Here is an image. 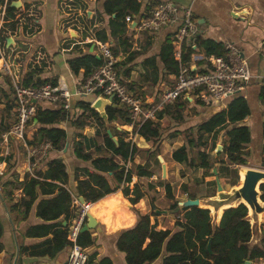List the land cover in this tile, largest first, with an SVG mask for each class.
Here are the masks:
<instances>
[{
  "label": "trees",
  "instance_id": "16d2710c",
  "mask_svg": "<svg viewBox=\"0 0 264 264\" xmlns=\"http://www.w3.org/2000/svg\"><path fill=\"white\" fill-rule=\"evenodd\" d=\"M12 1L14 0H0V5L4 6L0 28L2 44L6 41L7 32L12 33L16 29L19 19L28 7V4H24L22 8H17L11 5ZM139 9L138 0H104L102 10L109 17L110 32L107 34L105 29L98 30L95 32V39L108 42L109 36L119 35V42L124 45V50H129L131 43L125 34V17L137 14ZM196 45L207 55L224 53L223 45L212 40L199 38ZM172 49L173 45L168 36L161 45L158 56L145 59L143 63L156 65L157 68V61H159L167 74H176L178 62L173 58ZM111 50L117 56L118 49L113 47ZM193 51L191 47L184 46L182 61L188 62ZM138 54V52L130 53L123 63L131 62ZM101 63L102 59L93 54H84L68 60L70 70L78 73L79 69L83 68L84 76ZM132 67L120 73L121 78L131 88L134 83L129 84L126 79ZM34 70L25 73L22 85H39L48 82L35 79ZM150 77L153 76L147 71L142 75L143 81H148ZM155 80L156 76L153 81ZM49 83L56 86L54 81ZM2 95L9 103V95L0 89V96ZM136 95L139 96L137 93ZM260 98L264 103V83L260 90ZM91 101V97H78L75 106L81 112L71 121L72 126L79 130L72 135L73 155L77 161L84 162L81 167L74 168L75 191L77 197L82 196L85 201L92 203L88 206V210L104 222L109 230L113 231L130 225L132 219L126 217L120 210L115 215L114 221H110L113 205L101 199L105 195L120 189L130 204L135 205L143 198L146 189H155L158 186L164 188L168 199H173L172 188L168 183H148L146 189H143L139 182H135L132 188L130 184L133 176L138 179L152 177L154 167L161 165L162 157L157 146L160 138L159 120L168 116L177 122H182L188 101L179 98L173 104L157 112V121L147 120L139 127H134V132L146 141L152 142V148H139L130 140H125L127 132L117 126L107 128L98 112L91 108ZM106 114L109 123L119 121L120 124H129V118L126 117L127 112L122 108L107 106ZM248 115V103L238 92L229 99L226 108L202 121L198 125L196 134L185 129L183 133L186 143L173 150L171 159L191 168L210 169L211 164L207 154L199 148L205 145L206 135L224 130L223 136L226 138V143L222 152L226 155V162H222L217 172L220 177H225V181L231 186L236 185L239 181L238 166L246 164L249 156L246 147L251 142V135L248 126L243 123ZM68 116V112L59 105L39 107L34 123L37 128L31 133V140L27 143L49 141L55 153L45 159L44 170L39 167L33 175L27 174L22 180L14 175L2 183L1 197L9 203L11 211L19 212L20 220H25L35 206V216L43 221L30 225L22 234L24 239H40V241L23 242L19 245V264L23 257L53 259L70 244L67 232L70 222L76 216L78 206L73 205L71 192L66 188L69 175L65 162L56 154L58 151H63L67 143V131L58 125L66 121ZM85 117L95 122L96 129L93 134L84 132L88 129ZM107 129L110 130L112 136H109ZM262 134L264 137V121L262 122ZM114 136L116 141L112 139ZM194 149H197L194 155L189 156V152ZM136 156L144 160V163L134 164ZM3 161L7 162L5 158L0 157V162ZM261 161L264 162V143L261 148ZM128 162L133 165L126 167ZM80 176L84 178H79ZM259 189L260 199L264 202V183L260 184ZM18 190L20 197L16 198L14 193ZM183 192L191 199L196 198L186 189H183ZM169 209L172 213L176 212L174 230L157 229V223H151L150 220L155 213L141 214L133 208L136 213L135 224L120 230L115 239V246L117 250L125 254L127 264H246V261H250V264H264V235L259 243H251L252 234L250 223L246 219L248 209L245 205L239 204L236 207L225 209L218 225L212 224L207 208L189 206L179 209L177 203L172 202ZM63 220L67 222L66 225L62 224ZM2 233L3 227L0 221V239ZM91 234L90 230L79 232L78 243L84 248L92 246L95 239ZM208 241H210V251L207 250ZM5 254L4 245L0 240V264ZM260 259H263V262H260ZM93 261L94 255L90 254L86 264H112L108 258H103L98 263Z\"/></svg>",
  "mask_w": 264,
  "mask_h": 264
},
{
  "label": "crops",
  "instance_id": "0c3cea01",
  "mask_svg": "<svg viewBox=\"0 0 264 264\" xmlns=\"http://www.w3.org/2000/svg\"><path fill=\"white\" fill-rule=\"evenodd\" d=\"M96 1L98 0H19L20 8H22L24 4H28L26 11L32 9L37 14L35 19L32 18L30 20L29 18V21L26 20V23L24 25H21L22 20H19L16 29L12 33L10 31L7 32V37L11 39H9V42L7 41L6 46L11 44L12 41L16 45H20L19 47L21 51V58L18 59L19 61H17L14 67L15 70H18L19 77L23 78L25 73L31 72V70L35 69V79L47 80L48 82L54 81L56 82V85L58 87L72 90L76 83L80 82L85 76L83 75V68H80L78 73H74L73 71H71L68 65V60L84 54H93L96 55V57L100 58L96 47V42H98V40L95 39V32L101 29H105L107 34H109L110 32L108 24L109 17L104 14L102 10V3L104 0H100L98 3H96ZM138 1L140 3L139 12L137 14H133L135 15L136 19L147 16L153 6L161 1H170L178 7L190 9L193 19H195L196 21L197 34L194 39L186 38V40L182 43V46H180V61L187 65H191V68L194 71H204L208 67V65L200 59V55L205 53L196 45L197 39L199 38L212 40L213 42L220 43L222 45L225 42H231L235 44L236 47L239 48V50L243 53L247 61V67L250 73V77L245 83L243 90L239 92V94H241L246 99L249 106V115L243 120V123L248 126L251 135V142L247 145L246 150L249 152L248 157H254L255 153L256 156L254 158L262 163L261 148L262 144L264 143V137L262 134V122L264 121V103L260 98V90L264 83V0ZM3 10L4 6L0 5V24L3 18L1 14ZM82 14H84L83 16H86L87 14V17L90 16V18H85L84 21L82 20L83 17H81ZM79 19H81L82 21H79ZM178 25V23L172 24L156 32L138 33L136 31L128 29L125 21V34L129 38V42L131 43V47L127 51L124 50V45L119 42V35L113 37L109 36L108 43H111V48L116 47L118 49V54L116 57L118 59L117 67L119 72L121 73L124 69L133 66L129 77L126 79L129 84L131 82L134 83V80L131 77L132 72L138 73L140 79L143 81L142 75L146 71L149 72L151 76H153L150 77L148 81H152L153 83H155L156 81L160 82V87L158 88V96L159 90L163 89L165 86L163 80L160 81L161 76H168V79L170 81L168 85L172 84L175 74H167V71L163 68L159 61H157V68L156 65L152 66L150 64H144L143 61L145 59L158 56L161 45L168 36H170L173 45V54L174 50H179V47L173 44V36L177 30ZM15 44H13V47ZM92 44H94V47L93 50L90 51ZM184 46L191 47V49L194 50L190 54L188 62L182 61V52L184 50ZM132 52H138L139 54L131 62L123 63ZM1 64L2 61L0 60V67ZM1 74L3 73L0 72V89H3L6 94L10 95L12 91L13 79L8 75L3 74L4 76H2ZM7 76L10 80L6 78ZM155 76L156 80L154 82L153 80ZM159 77L160 80H157ZM133 86L132 88L130 86L128 87L136 95V92L133 90ZM158 96L152 101L148 99L147 101L149 102V105L155 103L158 100ZM85 97H91L93 99L92 96ZM77 98L78 97L73 98L72 100V108L68 112L69 116L67 117L66 121L58 125V127L65 129L67 133L68 131H70V133L72 132V135L75 132L79 131L78 129H75L71 124V121L75 118L72 116L75 114L77 116L81 112V110L75 106V101ZM229 99H225L222 101L223 107H221V109L226 108ZM113 102L118 105L117 102ZM194 103L196 102H188V105L193 106ZM219 104L220 102H212L208 105L197 103V106L195 107L200 108L201 111H204L206 114H208V118L213 113L219 111L215 109ZM38 105L40 108L51 106L47 103H39ZM118 108H121V106L119 107L118 105ZM122 109L124 110V108ZM12 115L13 113L11 111V103H7V99L3 95L0 96V128L5 125L3 124L5 118H8L10 116L13 121ZM87 122L91 126L89 127L90 129L88 130L90 131L88 132H90L89 134H93L96 129L95 122L90 118L89 120H87ZM118 122H110V127L113 128V126H117L116 124ZM65 123L68 126L67 128L63 126ZM10 125H5L7 128H5V131L0 132V136L3 132H6L8 130ZM121 125H124L129 129L128 131H126L127 135L125 140H130L139 148H151V144L149 145L143 137L139 136L136 132L133 131V126H130V124ZM132 132L134 133L132 134ZM85 133H87V131H85ZM252 140L256 141L255 149H258V151L256 152H254ZM140 141L141 144L139 143ZM8 143L5 144L8 145ZM181 145L183 144H179L178 146L173 147L170 150V157L173 150L177 149ZM6 150H8V148ZM66 150L67 147L66 149H64V151ZM68 151L69 154L65 159H62L66 163L65 165L68 166H66V170L69 175L70 182L66 185V188H68L71 192L72 202L74 205V200L78 199L75 191L76 181L74 180V168L76 166L81 167L82 165H84V162L77 161V159L73 155L72 147H70ZM54 153V150L51 151L47 158H50ZM45 159L35 170H37L39 167H41V170L45 169ZM66 161H68V163ZM133 162L134 164H143L144 160H142L139 156H136ZM173 162L177 163L175 161ZM5 165L6 162L3 161V169ZM132 165L133 163L128 162L126 164V167H131ZM162 166L164 169L163 164ZM21 168L23 172H20V176H18L19 180H22L27 174L33 175V172L35 171L29 170L26 154ZM155 168L156 166L154 167V169ZM79 178L84 177L80 176ZM150 178H145L147 184H154L155 182H153ZM142 179L143 178L138 179L136 176H133L130 186H133L135 182H141ZM167 183L168 182H165L164 184ZM156 188L158 189L159 187L156 186L155 189L145 188V195L136 205H131L126 198L128 202V215L130 213V216H126V214L125 216L132 219L131 224L128 226L117 228L111 231L108 229L104 222L96 218L89 211L97 221V224L94 229H90V231H92L91 235L95 239V243L92 246L86 247L85 249L88 253V256L90 254L94 255V263H98L103 258H108L111 260L112 264H127L125 261V254L117 250L115 246L117 233L120 230L135 224L136 213L133 208L139 211L141 214H146L148 213V211H150V201L147 196L148 193L146 191H158L156 190ZM1 191L2 187L0 186V221L3 227V233L0 240L3 243L6 252L5 256L1 260V264H19V245H21L23 242L32 243L40 241V239H24L22 234L30 225L39 224L43 221L39 217L35 216V206L29 212V215L25 220H20L19 212L17 210H10L9 203L1 197ZM16 192L17 194L15 195V197H20V191L18 190ZM115 193L117 194H114L113 192L101 198L104 202L107 201L106 203L113 205V214L110 218V221H114V219L116 218L115 215L120 211V209H114V202L110 201L112 199V196L115 195L116 197V195L120 194L123 196L120 189L115 191ZM184 194L177 196V201L184 200L186 197ZM91 204L92 203H90L89 205ZM168 208L169 206L162 209L161 211H155V215L150 217L153 223L157 222L160 218L167 220L166 223H169L168 227H163L161 229L171 228L175 222L174 215ZM157 213H159L160 215H158ZM261 220L264 221V218L262 217ZM262 237L263 236L261 234V236L257 240H251V243H259ZM67 254L68 247L59 252L53 259H50L48 257H23L21 258V264H64L67 259ZM259 261L263 262V259H260Z\"/></svg>",
  "mask_w": 264,
  "mask_h": 264
},
{
  "label": "built area",
  "instance_id": "2783aa9c",
  "mask_svg": "<svg viewBox=\"0 0 264 264\" xmlns=\"http://www.w3.org/2000/svg\"><path fill=\"white\" fill-rule=\"evenodd\" d=\"M1 14L3 17L4 10ZM28 16L35 19L37 14L31 9L28 11ZM125 21L128 29L138 33L156 32L166 26L179 24L173 36V44L179 47V50H174L173 54L178 62V70L172 84L165 85L159 90L158 100L155 103L149 105L147 100L136 96L129 89L120 76L117 67L118 59L112 53L108 42H96L102 63L77 82L72 90L53 86L49 82L39 85H22V78L19 77L18 70H15L13 61L3 57V52L11 50V46L5 47L4 43L0 47L2 61L0 72L13 79L12 91L9 95L13 121L8 130L1 134L2 141L8 143L10 139H15L25 143L26 129L33 124L39 103L59 105L69 112L73 98L92 96L93 101L98 97L111 96L113 101L127 112L126 117L129 118L130 126L139 127L147 120L157 121V112L179 98L190 103L198 101L205 105L229 99L243 90L250 77L243 53L231 42L223 43L222 55H200V59L208 65L204 71H194L191 65L180 61V46L186 38L194 39L197 34L196 21L189 8L178 7L170 1H161L153 6L147 16L136 19L133 14L126 15ZM53 150L49 141L25 145L29 170L34 171ZM89 204L90 202L87 201L80 203L78 199L74 200V205L78 206V209L68 228L67 239L70 244L64 264H86L87 262L88 253L78 243V234L87 221Z\"/></svg>",
  "mask_w": 264,
  "mask_h": 264
},
{
  "label": "rangeland",
  "instance_id": "374dc122",
  "mask_svg": "<svg viewBox=\"0 0 264 264\" xmlns=\"http://www.w3.org/2000/svg\"><path fill=\"white\" fill-rule=\"evenodd\" d=\"M100 0L96 1V3H98ZM103 1V0H101ZM20 8V5L19 7ZM84 14H82L81 17H83L82 20H84L85 18L89 19V17H87L88 15L86 14V16H83ZM29 18H34V17H30L28 16V11H24L22 14V17L19 20L21 21V25H24L26 23V19ZM81 19H79V21H82ZM29 21V20H27ZM85 21V20H84ZM2 22L0 24V28H1ZM9 39L11 38H6L5 46L7 45V41L9 42ZM13 40V39H12ZM16 42V41H15ZM15 44L13 41L11 44H9L8 46L11 45V50H8L7 52H3V57L6 60L9 61H13L14 64L17 63V61H19L18 59L21 58L20 57V45H14ZM109 46H111V43H108ZM4 45L0 42V47ZM123 66H127V65H123ZM2 76H4L3 74H1ZM131 77L134 80L135 85L133 86V90L139 95V97H141V99L143 100H154L157 96H158V88L160 87V82L156 81L155 83H153L152 81H148V82H143L140 79V76L138 73L136 72H132L131 73ZM8 79V76L6 77ZM10 80V79H8ZM160 80V77L157 79ZM163 80V83L165 85H168V83L170 82L168 79V76L164 75L163 77L161 76V80ZM157 89V92H156ZM197 103L200 102H196L194 103L193 106L188 105L186 107V109L183 112V121L182 122H177L174 119L165 116L163 117L161 120H159V129H160V138L159 141L157 143V146L159 148V152H160V156L162 157V162L160 166H157L154 169V176H152L150 179L153 182H168L171 185L172 188V193H173V199H168L165 195V190L163 187H159L158 189L156 188V190H147L146 192L148 193L147 196L149 198L150 201V206L149 209L150 211H148V213H155L156 210L161 211L164 208H167L168 206H170V204L172 202H181L183 200L177 201V196H180L181 194H184L183 189H186L187 192L189 194H193L196 198L199 199H203L206 200L208 197H215L218 198V191L216 189V181H215V176L218 175L219 177V183L221 184L222 187V191L223 192H227L230 193L232 191L233 186H231L229 183H227L225 180V177H220L218 174V167L222 164V162H226V155L224 154V152H222L223 147L226 143V138L223 136L224 134V130H220L218 132H216L215 134H210V135H206L204 137V141H205V145L203 147H200L199 149L204 151L207 156L208 159L210 160V164H211V168L208 170L202 169L200 167H188L185 164H180V163H174L171 160L170 157V150L173 147L178 146L179 144H185L186 140L184 138V133L183 131L185 129H189L192 131L193 134H196L197 132V128L198 125L204 121L207 118V115L204 111H201L200 108L195 107L197 106ZM221 107H223V102H220V104L218 105L217 108H215L216 110H221ZM75 115H73L72 117H75ZM86 122L87 120H89L88 117L85 118ZM91 119V118H90ZM12 122L11 117L9 116L8 118H5V121L3 122V124L7 125ZM68 122V121H67ZM70 122V121H69ZM88 124V129H90L89 127H91ZM5 125H3L0 128V132L2 130H5V128H7ZM117 127H119V129L124 130V131H128L129 129L126 128L124 125H121L120 122H118ZM63 126H65L66 128L68 127L67 124L65 123ZM37 128V125L35 124H30L27 129H26V133H25V143L21 142V141H17V140H9L10 142L8 143V145H6L3 141L2 138L0 136V157L5 158L7 160L6 165L3 169V162H0V186L2 187V183L7 180L8 178H12L14 175L20 176V172H23L22 170V162L24 161L25 158V145H28L27 142L29 140H31V133ZM88 129H85V131H90ZM134 132H132L133 134ZM68 136H67V150L66 151H58L56 154L65 159L66 156L69 154L68 149H70V147H72V132L70 133V131H68ZM152 148V142H148L146 141ZM141 144V141L139 142ZM252 145H253V149L254 152L258 151V149H255V145H256V141L252 140ZM66 146V145H65ZM8 148V150H6ZM65 148V147H64ZM197 149H194L193 151L189 152V156H193L194 152ZM256 156V154L254 153V157ZM253 156L248 157L247 158V162L246 164L242 165V166H238V175H239V170H241L242 168H254V169H264L261 167V163L259 162V160H257L256 158H254ZM49 158V157H48ZM68 163V161H66ZM66 164V163H65ZM164 165V174H163V166ZM67 166V165H66ZM68 167V166H67ZM162 168V169H161ZM68 169V168H67ZM214 171L216 173H214ZM70 182V179L68 181V183ZM140 182V181H139ZM214 182V183H213ZM239 183V181H238ZM237 183V184H238ZM140 184L143 186V189L146 188V180L145 178L142 179V181L140 182ZM236 184V185H237ZM235 186V185H234ZM130 188H132V186H130ZM17 192L14 193V195H16ZM114 194H117L114 192ZM186 197H188L187 194H184ZM185 197V198H186ZM180 198V197H179ZM116 199V200H114ZM128 200V199H127ZM126 200V197L120 195H113L111 201L114 202V209H120L123 214L126 216L128 215V202ZM185 200V199H184ZM138 204V203H136ZM135 204V205H136ZM169 209V208H168ZM170 210V209H169ZM89 212V210H88ZM210 212V216L211 219L217 224L219 222V217H216L215 212L209 209ZM249 213V210H248ZM158 215H160L159 213H157ZM250 214V213H249ZM174 215V219L176 218V212H173ZM130 216V213L129 215ZM218 219V220H217ZM151 223L152 219L150 218ZM166 219L160 218L156 223H157V229H161L163 227H168L169 223H166ZM249 223L251 226V232H252V236H251V240H257L259 238V236L264 235V221L261 220V218L259 219V222L257 223V225H253V220L251 217H249ZM171 230H174V226H172L170 228Z\"/></svg>",
  "mask_w": 264,
  "mask_h": 264
},
{
  "label": "water",
  "instance_id": "95a60500",
  "mask_svg": "<svg viewBox=\"0 0 264 264\" xmlns=\"http://www.w3.org/2000/svg\"><path fill=\"white\" fill-rule=\"evenodd\" d=\"M12 6L19 7L20 2L19 0H15L11 2ZM94 44L91 45L90 51L93 50ZM91 108L98 112V114L101 116L103 121L105 122V126L107 128L110 127V124L107 120V114H106V107L107 106H113L118 107L113 102V99L111 96L104 98V97H98L97 99L91 101ZM33 122H36V118L33 119ZM87 133H90L87 131ZM107 133L109 136L111 135V132L109 129H107ZM114 141H116L115 137H112ZM67 144L64 149H66ZM261 167L264 168V162L261 163ZM243 169V168H242ZM164 173V169H163ZM214 173H216L214 171ZM216 181V189L219 192L218 198L215 197H208L206 200H201L199 198L191 199L189 197H186L185 200L178 202V208L182 209L184 207L189 206H197L200 208H207L208 206L212 208V210L215 212L217 217V212L221 210V215L223 211L230 207H236L239 204H243L247 207L249 210V213H247L246 219L249 221V217L253 220V225H257L260 219V215L264 213V202L260 199V184L264 183V169H254V168H244V175L241 181L233 186L232 191L230 193L223 192L221 184L219 183V177L218 175L215 176ZM78 201L80 203H84L85 199L82 196L78 197ZM157 212L159 210H156ZM221 216L218 218L220 221ZM217 219V220H218ZM63 225H66V221L62 222ZM219 223V222H218ZM212 220L213 225H218ZM97 224V221L95 218L87 213V221L82 225L80 232L94 229ZM251 228V226H250ZM252 234V232H251ZM260 237V236H259ZM207 250L210 251V241H208L207 244ZM246 264H250V261H246Z\"/></svg>",
  "mask_w": 264,
  "mask_h": 264
},
{
  "label": "bare ground",
  "instance_id": "6f19581e",
  "mask_svg": "<svg viewBox=\"0 0 264 264\" xmlns=\"http://www.w3.org/2000/svg\"><path fill=\"white\" fill-rule=\"evenodd\" d=\"M243 175H244V168L243 169H241V170H239V182L241 181V179L243 178ZM209 207V209L211 210V207L210 206H208ZM90 213V212H89ZM91 214V213H90ZM92 215V214H91ZM93 216V215H92ZM221 216V210H219L218 212H217V218L218 217H220ZM264 216V213H262L261 215H260V218L262 219V217Z\"/></svg>",
  "mask_w": 264,
  "mask_h": 264
}]
</instances>
